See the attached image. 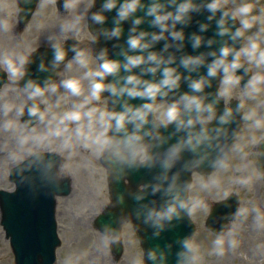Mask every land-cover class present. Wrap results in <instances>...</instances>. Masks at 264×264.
I'll return each mask as SVG.
<instances>
[{
  "label": "clouds",
  "instance_id": "9594fccd",
  "mask_svg": "<svg viewBox=\"0 0 264 264\" xmlns=\"http://www.w3.org/2000/svg\"><path fill=\"white\" fill-rule=\"evenodd\" d=\"M119 5V7H117ZM171 6V7H170ZM69 7L68 0H64V8ZM116 9L113 26L103 27L96 33L97 39L103 35L105 39H116L113 47L118 48L116 56H110L107 47L95 51L97 65L92 67L88 53L78 46V41L71 45L73 55L68 56L66 50L57 42L56 33H48V46L52 50L50 60H45L41 54L38 70L41 72L58 73L63 66L70 69L75 61L82 69V76L89 82V97L99 101L101 95L108 99L107 108L95 105L81 113L82 105H74L73 109L66 111L59 119L60 124L66 121L76 122V135L82 141L91 140L101 159L109 165L112 176L119 180L123 174L147 168L152 171V178L138 188L129 192L137 204L131 212L139 219L142 225L152 229V236L159 237L165 230L176 227L185 216L190 217L198 209H206L207 201L203 198H193L189 195L192 188L191 180L182 179L183 172H192L207 162L213 169H226L229 156L226 143L229 137V127L235 115L233 109L224 105L223 110L218 109L221 100L229 94L230 85L238 83L230 73L247 67L240 61L241 50L245 56L257 65L264 63V49L258 50L259 37L250 39L247 47L235 46L243 41L244 33L241 28L250 27L246 19L252 12L250 3H239L235 9L229 10L223 0H103L101 10L91 12L87 19L89 23L103 25L107 17L105 10ZM144 10V15L137 16L138 10ZM207 9L209 21L216 19V33L226 37L219 48H211L216 38L209 37L205 40L203 32L209 23L200 22L199 32H193L187 37L193 49H198L202 44L209 46V51L197 54L183 52L185 48L186 33L183 27L192 21V13ZM151 18L148 23L153 30L139 28L146 18ZM238 17L239 26L233 29ZM131 18V27L126 40V46L120 45L119 38L123 35L122 22ZM232 21L230 24L229 21ZM81 16L76 15L59 26V32H77L80 30ZM7 21L0 22V27L7 29ZM158 29V30H156ZM96 39V40H97ZM161 40L165 41L162 48L156 49L155 45ZM180 53L179 55L177 53ZM22 52H5L0 56V71L12 77L27 73V65L32 61V54ZM212 59H208V57ZM118 57H122L118 58ZM206 66V73H200L201 67ZM24 69L23 72L20 69ZM138 69V71H137ZM183 69V71H181ZM193 73H200L196 76ZM112 77L109 80V77ZM220 77V84L225 85L223 91L219 87L215 93L206 91L211 88L214 77ZM46 77L41 83L38 78H29L22 86L31 101L27 107L30 118L40 121L46 120V111L36 98L48 94H57L58 87L50 83ZM251 79V78H250ZM260 81V77H256ZM187 82L189 90H182V84ZM60 86L73 96L81 95L80 81L77 78H65L60 81ZM257 91L255 85L252 88ZM211 97V98H210ZM139 98V103L135 102ZM166 100L167 106L157 116V101ZM239 108V105L237 106ZM24 112L21 111V115ZM88 121L87 132L82 131L81 121ZM257 127L261 120L254 121ZM93 124L99 131L90 136ZM170 129V131H165ZM53 135L61 136L57 128ZM46 136L32 137L33 143L42 144ZM24 144L25 139L21 138ZM64 146H68L67 139ZM85 146H88L85 143ZM185 152H191L189 159L184 158ZM41 154L33 152L31 160H25V165L36 166L35 161ZM12 158L17 159L15 153ZM182 162V163H181ZM45 168L51 171L52 182L55 184L69 175L66 163L58 159L57 154H46L44 157ZM180 167H177V165ZM25 171L29 169L25 167ZM202 189L218 187V181L213 179L201 181ZM149 197H151L149 199ZM126 200L125 193H120L117 203L123 204ZM239 209H237V212ZM254 219L257 226H264V212L254 207ZM234 218V217H232ZM123 218L119 219V224ZM111 243L120 240L119 226L106 223L101 230ZM225 238L223 231L217 233L213 241V250L217 254L224 252ZM228 245L234 246L235 240L229 239ZM174 245H179L175 250V264H198V248L189 235L177 237L165 245L156 244L145 249V255L152 264H171ZM133 264H139L133 261Z\"/></svg>",
  "mask_w": 264,
  "mask_h": 264
},
{
  "label": "rangeland",
  "instance_id": "374dc122",
  "mask_svg": "<svg viewBox=\"0 0 264 264\" xmlns=\"http://www.w3.org/2000/svg\"><path fill=\"white\" fill-rule=\"evenodd\" d=\"M4 1L0 0V4ZM86 1L88 3V0ZM262 1L223 0V3L231 9H235L239 3H250L252 5V12L246 18L250 27L243 28L244 40L242 46L247 47L250 39L259 37L257 51L264 49V39L260 37V35H264V9L259 10V6L264 8ZM254 3H256L257 8L256 5H253ZM255 8L256 11H254ZM64 13L69 14V10ZM11 15L13 13L8 12V16ZM253 15L257 16L256 20H253ZM59 16H62L63 23L66 18L53 7L45 9L40 14L44 22L49 25L54 21L61 23ZM2 19L6 18L0 9V22H2ZM240 19L243 18L238 17V21ZM26 36H29V34L21 33L17 37H20L19 40L14 39L11 41L12 37L7 32L2 31V27H0V54L4 49L10 51L12 44L9 43V40L16 43L15 47L17 48L20 43L22 44L23 41L28 40V38H24ZM241 57L252 66L253 78L244 90H241L237 83L230 85V92L226 96V98L237 97L244 102L243 125L232 149L233 162L223 175L224 181L230 182V184L224 186V189L220 191L217 189L219 186L202 189L200 186L201 181L208 180L193 176V185L189 194L193 198L204 199V196H208V198L211 196L213 200H216L228 191H236L240 198V212L237 220L224 235L226 243L222 254H217L213 250V241L216 237L203 227L207 209H198L191 215L197 226L192 241L198 248V264H264V226H257L254 219L255 214L252 211L256 207L264 212V175L260 176L253 167L256 159L253 151L254 143L264 136V63L257 65L244 55L243 50H241ZM70 74L71 72L65 73L66 76ZM230 75L234 79L233 74L230 73ZM257 76L260 77V81H257ZM253 85H255L257 91L252 90ZM224 87L225 85L222 83L220 90L223 91ZM52 95L54 96V94ZM25 100L26 98L17 94L10 87L6 86L0 90V108L4 113L0 120V189L11 190L13 187L8 180V168L11 166V161L17 159L14 160L12 154L15 153L18 158L25 152L31 151L35 146H41V144L33 143L32 137L46 136L47 139L50 138L51 141L48 144L52 146L51 149L62 155L69 173L68 176L72 180L70 195L65 198H58L56 203L55 218L61 244L56 250L55 264H114L110 258L108 238L92 230L94 215L108 200L104 187L105 172L99 168L96 162V154L89 155L79 143L72 142L74 133L76 134V128L73 132H69V130L56 125L54 113L57 115L58 112H54L55 109L46 113V120L38 124L39 127L32 131L24 144H12L13 137L19 131H23L15 120L16 113L19 110V108H16V104H23ZM165 107V105L157 107L158 117ZM63 108L62 106L61 112H65ZM256 119L261 120V126L257 127L255 125L254 121ZM81 122L86 123L88 121L84 118ZM47 125L49 130H47ZM57 128L61 131L63 141L60 136L57 137L52 134ZM96 131H98L97 125ZM69 136L71 137L68 138ZM65 139L69 140L67 147L64 146ZM93 156L94 160L92 159ZM91 163L93 168H90ZM220 176L222 175H218V180ZM233 178L235 184L231 180ZM124 230L122 234L123 256L117 264H133L134 260L142 264L141 251L136 238L129 227ZM229 239L235 240L234 246L228 245L227 241ZM0 264H13L9 243L4 237L1 226Z\"/></svg>",
  "mask_w": 264,
  "mask_h": 264
},
{
  "label": "water",
  "instance_id": "95a60500",
  "mask_svg": "<svg viewBox=\"0 0 264 264\" xmlns=\"http://www.w3.org/2000/svg\"><path fill=\"white\" fill-rule=\"evenodd\" d=\"M231 24V23H230ZM233 29H235V26L233 25ZM215 38H216V43L215 44H213L212 46H211V48H219V46H220V44L224 41V39H226V37H220V36H218V35H215L214 36ZM165 43V41H163V40H161L159 43H157L156 45H155V48L156 49H160V48H162V46H163V44ZM228 43H230V44H232V43H235L236 44V42H233V41H231V40H228ZM205 51H209V49H207V50H205ZM186 52L187 53H192V47H188L187 46V48H186ZM206 53V52H205ZM193 54H197V53H193ZM208 59L210 60V59H212V57H208ZM148 232V231H147ZM149 232H151V231H149ZM143 236V235H142Z\"/></svg>",
  "mask_w": 264,
  "mask_h": 264
}]
</instances>
